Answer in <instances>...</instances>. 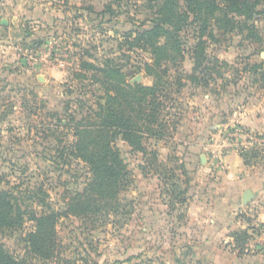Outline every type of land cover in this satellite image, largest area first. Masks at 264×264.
<instances>
[{"label":"rangeland","instance_id":"rangeland-1","mask_svg":"<svg viewBox=\"0 0 264 264\" xmlns=\"http://www.w3.org/2000/svg\"><path fill=\"white\" fill-rule=\"evenodd\" d=\"M37 2L51 19L11 18V34L32 36L19 43L21 59L0 63V189L26 211L46 205L61 216L50 257L31 250L27 216L0 229L6 251L23 264H264V0H246L243 14L205 8L177 32L162 25L145 49L128 34L152 29L160 5L181 14L186 0ZM109 67L126 84L157 86L156 136H98L113 92L98 69ZM85 115L89 145L110 141L120 163L107 189L90 194L91 165L72 152ZM231 151L238 163L225 159ZM244 180L246 203L229 195Z\"/></svg>","mask_w":264,"mask_h":264},{"label":"trees","instance_id":"trees-1","mask_svg":"<svg viewBox=\"0 0 264 264\" xmlns=\"http://www.w3.org/2000/svg\"><path fill=\"white\" fill-rule=\"evenodd\" d=\"M224 4L225 9L229 8L232 11L243 14L242 11L247 7L246 0H186L185 11L181 14L174 12L167 5H160L157 13L160 18L156 17L155 25L152 29L144 32H136L135 36L128 34L127 43L130 47L142 46L144 49L147 46L154 48V38L159 37L162 25L172 26V31L177 32L181 26L187 23L189 14L194 18L198 14H203V10L209 9V14ZM193 18V19H194ZM206 22V21H204ZM40 44V42L33 41V44ZM88 54L87 51L84 52ZM82 68L81 74H88L98 82V78L91 73L94 65L89 61H82L80 64ZM99 68L98 71L104 73L103 83L106 90L112 86V95L108 96L101 111L97 113L99 122L96 127L98 136L103 139L106 132H112L111 138L116 133L121 134L126 139H138L144 134L156 136V129L152 125L157 124V129L160 124L157 123V115L160 111V103L158 101L157 86H144V85H130L124 82V75L121 74L120 68L109 67ZM106 82V83H105ZM159 107V108H158ZM89 115H85L76 124V133H78L76 141L73 143V153L78 157L85 159L90 165L94 173V179L89 183L88 187L84 190L89 193L90 189L106 190L111 184V180L115 177L116 170L119 169L120 163L118 156L113 146L109 142L98 144L92 149L87 139L90 138V125ZM82 124L85 127H82ZM81 126V127H79ZM115 133V134H114ZM139 148L138 145H136ZM96 149V151H95ZM95 153H105L110 158L109 164H104V157ZM95 159H99L101 164H97ZM91 193V192H90ZM89 193V194H90ZM103 193V191H102ZM33 196V195H32ZM31 196V197H32ZM71 207V206H70ZM89 208V205L86 206ZM85 209V211L87 210ZM27 216L28 220L33 221L32 231L27 235V241L31 250L44 258L50 257L56 246V230L55 226L59 217L60 211H55L48 206L43 205L40 213L33 211H26L21 207L17 198L10 192L0 189V229H20L24 225V218ZM243 237L247 236L246 231H240ZM235 235L239 232H235ZM242 240V237L240 238ZM239 240V239H237ZM0 264H23V262L15 258L12 254L6 251L2 244H0Z\"/></svg>","mask_w":264,"mask_h":264},{"label":"crops","instance_id":"crops-1","mask_svg":"<svg viewBox=\"0 0 264 264\" xmlns=\"http://www.w3.org/2000/svg\"><path fill=\"white\" fill-rule=\"evenodd\" d=\"M18 1L19 0H16V4L18 8L20 7V9L16 8L14 10L13 4L10 3V5H8L9 0H0V63L12 61L16 63L19 59H21L19 53L17 52L19 43H23L26 40H31L32 36V34L23 33V36L20 39L21 36L19 34L16 36L13 35V33L11 34L10 31L15 27L14 21H12L11 18H17L16 20L20 19L26 23L32 24L40 23L41 21L48 22L51 19L52 8L38 3L37 0H25L22 2ZM11 11H13V13ZM32 27L34 29L36 26L32 25ZM225 159L229 161L233 160L236 163L240 161V157L232 151L226 155ZM238 170L240 169L231 167L229 172L234 175ZM249 183L250 182L246 180L233 183L234 189L230 191V197L235 196L238 191V194L241 198L242 191L249 187Z\"/></svg>","mask_w":264,"mask_h":264},{"label":"water","instance_id":"water-1","mask_svg":"<svg viewBox=\"0 0 264 264\" xmlns=\"http://www.w3.org/2000/svg\"><path fill=\"white\" fill-rule=\"evenodd\" d=\"M253 197V194L251 191L246 190L243 192L242 194V202L246 203L247 201H249L251 198Z\"/></svg>","mask_w":264,"mask_h":264}]
</instances>
